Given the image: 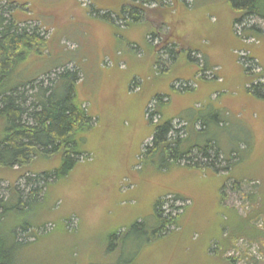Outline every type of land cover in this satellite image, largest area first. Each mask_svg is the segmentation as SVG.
<instances>
[{
    "label": "rangeland",
    "instance_id": "374dc122",
    "mask_svg": "<svg viewBox=\"0 0 264 264\" xmlns=\"http://www.w3.org/2000/svg\"><path fill=\"white\" fill-rule=\"evenodd\" d=\"M128 1L127 11L130 3L141 0ZM240 2L140 4L148 12L137 31L118 32L117 42L105 46L103 32L90 20L107 25L104 22L116 15L92 0H0L4 10L16 3L9 10L21 26H43L38 33L47 47L31 62L27 58L22 62L21 79L39 76L34 84L44 82L46 87L49 78L57 79L66 69L79 71L77 100L92 118L81 139L84 153L70 174L61 181L50 179L39 199L43 204L48 193L44 207H34L23 218L34 227L20 235L24 250L19 251L18 264H211L208 257L218 249L214 235L221 227V212L234 216L237 226L243 227L236 233L246 236L224 259L264 264V215L251 223V234L245 235L250 229L244 222L250 213L264 212V71L258 59L253 63L244 59L259 52L264 17L249 15L235 26L243 49L235 53L237 59L241 56L242 67L233 70L227 52L238 39L228 37V27L244 14L237 7ZM106 14L110 17H103ZM125 23L120 21L117 29L126 28ZM149 31L153 35L146 38ZM107 51L122 52L116 63L112 61L114 68H121L119 76L107 72L113 69L107 63L111 55L96 65ZM246 87L249 94L259 92L257 100L248 96ZM162 91L168 95L164 114L174 119L167 141L184 142V149L216 143L222 151L216 170L186 167L187 161L167 165L159 150L142 155L153 140L147 121L155 125L160 119L151 116L155 100L146 103ZM201 119L208 121L206 128ZM43 159L33 161L36 170L60 164ZM13 178L11 174L0 183V198L13 193L9 181ZM14 182L23 193L33 189L24 179ZM161 198L163 215L177 216V224L164 238H154L159 229L154 207ZM106 246L112 247L114 259L106 255Z\"/></svg>",
    "mask_w": 264,
    "mask_h": 264
},
{
    "label": "trees",
    "instance_id": "16d2710c",
    "mask_svg": "<svg viewBox=\"0 0 264 264\" xmlns=\"http://www.w3.org/2000/svg\"><path fill=\"white\" fill-rule=\"evenodd\" d=\"M146 3H148L146 0L136 1V4L130 3L131 9L129 11L125 9L123 16L116 15L113 20H126L125 26L129 22H139L148 12L140 4ZM10 6L5 10L0 8V183L12 174L15 180L24 179L26 186H31L33 189L27 194L23 193L14 186L16 185L14 178L9 179L13 193L8 198H0V264H18L19 251L24 250L20 235L34 227L31 221L25 222L23 218L34 207H44L48 193L43 198L45 201L43 204H40L39 199L43 195V187L51 185L50 179L55 178L57 182L64 180L70 174L77 157L84 153L81 148V139L92 122L83 103L77 100L76 84L80 79L79 71L66 69L58 75L57 79L50 81L49 78V84L46 87L43 85L44 82H40L41 85L37 86L34 84L39 76L26 82L21 79L22 62L26 58L31 62L40 56L47 47V43L38 33L43 26L40 25L38 28L21 26L22 22L14 17V13L11 15L9 8L12 9V7ZM237 7L241 8L244 14L236 18V25L249 15L264 17V0H241ZM103 17H110V14ZM241 37L237 40L240 43L243 41ZM238 58L240 60L241 56L238 55ZM244 59L251 63L255 61L249 56H244ZM249 71L250 67L245 69L246 73ZM52 72L54 71L49 73ZM151 114V116H160L155 108ZM173 120V118L167 119L161 116L158 123L154 125L149 119L153 125L152 146L147 147L146 153L142 155L145 157L151 150H159L166 159L167 165H172L174 161H187L186 167L214 170L215 162L221 157L222 151L219 145L216 143L207 147L195 145L184 149L182 146L184 142L181 144L179 140L167 141ZM200 123L206 128L208 121L201 119ZM40 159L48 161L57 159L60 164L54 168L48 165V168L39 171L35 169L33 161H40ZM223 168L230 169L228 166ZM30 175L38 179L33 180ZM163 201V198L157 200L154 207V219L159 225V229L155 230L154 238H164L170 227L177 224V216L163 215L164 212L161 210ZM262 210L264 211V202ZM221 213L224 218L221 217V227L214 235L219 240L218 249L215 255L208 257V260L211 264H236V258L224 259V255L229 249L236 248V242L246 236L236 233L243 227L237 226V219L234 216L226 212ZM224 215H227L229 219ZM263 215L264 212H252L245 218L244 222L248 230L250 229L245 235L252 233L251 223L255 218ZM60 226L62 228L64 225ZM105 248L106 255H113L114 259L115 252H112V247ZM115 258L117 262L118 256ZM118 264L125 263L119 261Z\"/></svg>",
    "mask_w": 264,
    "mask_h": 264
},
{
    "label": "crops",
    "instance_id": "0c3cea01",
    "mask_svg": "<svg viewBox=\"0 0 264 264\" xmlns=\"http://www.w3.org/2000/svg\"><path fill=\"white\" fill-rule=\"evenodd\" d=\"M146 1L147 2H155V3H157V0H146ZM92 2L95 5H97L98 8H106V9H109V10L112 9L113 10V14H115V15H117L119 17L120 16H123L124 9H126V7L128 6V3H129L128 0H92ZM181 7H182V4H179V8H181ZM88 16H89V14H88ZM150 20L152 21V23L154 25L156 24V22H154V20H152V18H150ZM119 21L120 20H113L112 18H110V20L108 22H104L107 25H103V24H100V23L95 22V21H92V20H90V23L91 24H96L97 26H99L100 30L103 32V35L106 38L105 39L106 42H104V45L106 46L107 44L109 45L110 42H117L116 33H118V32H125V35L130 34V33H133V32H136L137 31L136 25H138L141 22V21H139L137 23H131V22H129V24L125 26L126 28L118 30L117 28L120 27L119 26ZM232 25H233V27L231 29H230V26L228 27V31H229L228 37L230 39L237 40L238 38L236 39V34L234 32L235 31V26H236V19L233 20ZM149 35L152 36L153 34L149 31L146 34V38ZM236 43H238V45L236 47L234 46V48H232L231 50H229L227 52V53L231 54V56H232L231 65L230 66L233 68V70L234 69H240V67H242V65L238 62L239 58L237 59V57H236L237 54H235V53H237L239 50L242 51L243 45L239 41H237ZM109 49H111V48H109ZM258 49H259V52L256 53V54H254L253 58L255 60L258 59L257 61L259 63V66L264 71V40L261 41V44H260V46H259ZM120 53H121V55H120ZM108 55H111V59L114 61V63H116L117 58L120 57V56H122V52L117 51L116 54H114L113 51H111V52L110 51H107L104 55H101V58L97 62L95 61L96 62V65L99 66V63L104 58V56H108ZM109 58H110V56H109ZM85 60H86V62H90L89 59H85ZM95 62L92 61L91 63L95 65ZM119 70L121 71V68L120 67L118 69H116V68L113 67L112 70H108L107 72L109 73V75H112V76L116 77V75L118 74V72H120ZM122 70H123V68H122ZM230 70H231V68H230ZM243 71H244V69H243ZM230 72H232V70ZM233 72H235V71H233ZM118 76H119V74H118ZM244 83L246 84V81H244ZM244 83H243L242 88L244 87ZM140 90H142V91H140L139 93H142L143 92V89L141 88ZM246 92L248 93L247 87H246ZM246 92H245V95H247ZM248 96H251L253 99H256L255 98L256 97V94H249ZM153 99L155 100V105L157 107L156 108L157 113L160 115V117L161 116L163 118L166 117L165 114H164L163 109H164V107H166L167 100H168V95L165 94V91H162L160 95L151 96L148 99V101H147L146 104H150ZM262 101H264V100H262ZM262 101H260V102H262ZM146 108H145V110H146ZM144 119H145V117H144ZM147 122L150 124L149 127L151 128V131H153V128H152L153 125H152V123H150L149 121H147ZM152 138H153V136H152Z\"/></svg>",
    "mask_w": 264,
    "mask_h": 264
}]
</instances>
